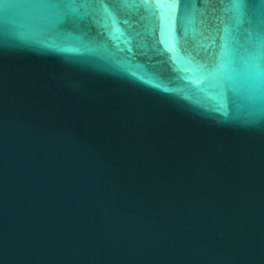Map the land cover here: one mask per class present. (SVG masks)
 <instances>
[{"label":"water","instance_id":"95a60500","mask_svg":"<svg viewBox=\"0 0 264 264\" xmlns=\"http://www.w3.org/2000/svg\"><path fill=\"white\" fill-rule=\"evenodd\" d=\"M0 264H264V0H0Z\"/></svg>","mask_w":264,"mask_h":264}]
</instances>
